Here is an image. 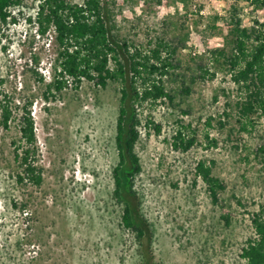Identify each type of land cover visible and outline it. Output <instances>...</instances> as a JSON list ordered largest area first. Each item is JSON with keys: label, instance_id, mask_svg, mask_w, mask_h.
I'll return each mask as SVG.
<instances>
[{"label": "rangeland", "instance_id": "obj_1", "mask_svg": "<svg viewBox=\"0 0 264 264\" xmlns=\"http://www.w3.org/2000/svg\"><path fill=\"white\" fill-rule=\"evenodd\" d=\"M36 5L25 0L13 10L17 23H0V102L9 100L15 112L8 130L0 117V264H142V248L122 227L114 198L121 85L69 80L63 91L49 92L58 47L53 31L41 35L27 20ZM233 5L249 21L251 8L240 0H102L116 41L148 50L164 39L177 50L176 69L166 78L174 102L138 109L142 168L134 189L152 227V264H247L241 253L254 237L251 217L264 205V118L255 116L243 131L229 106L236 91L227 71L217 68L214 80L197 71L211 67L212 49H231L224 18ZM257 20L264 24V11ZM27 102L40 185L18 180V120ZM181 125L197 139L186 153L172 146ZM201 161L225 186L217 203L196 172Z\"/></svg>", "mask_w": 264, "mask_h": 264}, {"label": "trees", "instance_id": "obj_2", "mask_svg": "<svg viewBox=\"0 0 264 264\" xmlns=\"http://www.w3.org/2000/svg\"><path fill=\"white\" fill-rule=\"evenodd\" d=\"M24 1L0 0V23H17L13 10L23 7ZM240 1L251 8V18L247 21L244 8L233 5L229 17L224 18L233 36L231 49H212L209 51L211 67H197V71L203 80H214L217 68L227 71L236 91L233 105L229 106L235 111L241 129L248 131L255 116L264 118V24L257 20L258 14L264 11V0ZM27 20L37 24L41 35L51 31L55 34L58 53L54 80L48 85L49 92L53 89L63 91L69 80L76 85L88 80L104 89L110 82L121 85L115 134L119 161L113 170L114 198L122 206V227L135 236L142 248V264H152V227L141 213V202L134 189L135 178L142 168L136 153L141 126L138 109L145 103L174 102V96L167 89L166 78L176 69L174 57L177 50L164 39L157 40L148 50L132 47L127 41H116L111 35L102 0H86L83 5L67 0H37L36 14ZM190 92V87L183 90L185 94ZM8 98L6 95L5 99ZM32 104L27 102L18 120L21 140L16 147L15 158L21 170L19 182L40 185L41 172L31 160V148L37 142L35 121L29 110ZM14 114L9 100L0 102L4 129H10ZM148 124L157 133L161 132V126L153 120ZM220 126L225 124L220 123ZM189 130L190 127L184 125L177 130L172 143L176 151L186 153L196 144L197 139ZM259 151L264 156V144L260 145ZM196 172L217 203L219 192L225 190V186L213 176L212 166L201 161ZM251 224L254 237L246 241L241 258L247 264H264V205L252 214Z\"/></svg>", "mask_w": 264, "mask_h": 264}, {"label": "built area", "instance_id": "obj_3", "mask_svg": "<svg viewBox=\"0 0 264 264\" xmlns=\"http://www.w3.org/2000/svg\"><path fill=\"white\" fill-rule=\"evenodd\" d=\"M67 1H69V2H71L72 3V1H70V0H67ZM86 0H84V2H85ZM84 2L82 3V4H78V3H73V4H78V5H83L84 4Z\"/></svg>", "mask_w": 264, "mask_h": 264}]
</instances>
